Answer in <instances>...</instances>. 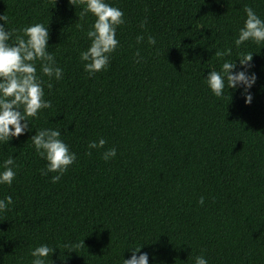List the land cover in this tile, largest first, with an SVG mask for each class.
I'll list each match as a JSON object with an SVG mask.
<instances>
[{"label": "trees", "instance_id": "1", "mask_svg": "<svg viewBox=\"0 0 264 264\" xmlns=\"http://www.w3.org/2000/svg\"><path fill=\"white\" fill-rule=\"evenodd\" d=\"M107 2L124 23L107 68L89 75L79 52L94 17L81 19L68 0H0L6 28L48 24L63 69L59 81L41 75L51 106L29 118L33 129L0 143V163L11 155L16 173L0 184V199L13 198L0 212V264H30L42 243L58 248L53 264H121L137 244L149 264H193L196 255L264 264V45L233 44L245 6L264 19V0ZM225 49L228 56L215 55ZM249 52L251 103L239 89L212 95L208 71L224 59L240 67L237 55ZM42 127L59 129L76 153L55 183L28 140ZM101 137L102 148H87ZM111 147L116 155L104 161Z\"/></svg>", "mask_w": 264, "mask_h": 264}, {"label": "clouds", "instance_id": "2", "mask_svg": "<svg viewBox=\"0 0 264 264\" xmlns=\"http://www.w3.org/2000/svg\"><path fill=\"white\" fill-rule=\"evenodd\" d=\"M68 3L80 6L81 19L86 15L94 17L85 32L89 45L79 52L83 70L92 75L106 69L110 54L118 45L117 26L124 23L122 10L112 6L107 0H68ZM244 12L243 25L238 28L233 44L237 48L246 41L264 45V19L249 6H245ZM0 21V143H8L12 138L33 129L29 118H36L40 110L51 106L50 100L44 98L41 75L48 77L49 81H59L62 79L63 69L57 66L55 57L49 50L48 24L37 22L17 29L6 28L7 17L3 15H0ZM143 26L144 21L141 22V27ZM142 39V36L136 37L137 42ZM147 43L154 45L156 40L149 35ZM230 52L231 49L216 50L215 55L224 57ZM252 54L253 52L237 55L240 67H237L235 59H224L218 70L208 71L202 79L212 95L223 96L225 88L227 93L228 89H239L244 104L251 103L252 94L249 89L256 81V74L249 71ZM37 62L40 75H37ZM47 86L50 88L51 83ZM34 130L28 140H31L36 154L45 161L41 174L55 173L50 177L51 182L55 183L68 166L74 163L76 153L70 151L69 146L60 138L59 129L42 127ZM105 143L101 137L89 141L87 148H102ZM115 155L116 149L111 147L101 153V158L108 161ZM15 175L14 158L10 155L0 163V184L10 185ZM203 202L204 198L200 197L198 203ZM12 203L11 196L0 199V212L9 208ZM80 243L83 244L82 241ZM54 248L58 249L43 243L35 246L30 251V264H45V258H48L49 264H53L49 257ZM64 248L72 251L71 245L66 244ZM127 249L131 255L127 259L121 256V264H149V253L140 251L141 244ZM193 264L208 262L203 255H196L193 257Z\"/></svg>", "mask_w": 264, "mask_h": 264}]
</instances>
